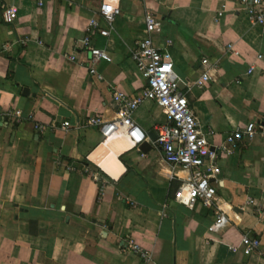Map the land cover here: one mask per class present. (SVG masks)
I'll return each mask as SVG.
<instances>
[{
  "label": "crops",
  "instance_id": "1",
  "mask_svg": "<svg viewBox=\"0 0 264 264\" xmlns=\"http://www.w3.org/2000/svg\"><path fill=\"white\" fill-rule=\"evenodd\" d=\"M103 2L122 12L109 36H94L111 61L92 65L81 40ZM11 5L19 12L10 25L3 11ZM146 12L162 21L155 43L170 49L209 142L257 126L253 141L237 142L222 158L213 180L230 218L220 233L208 231L215 214L201 202L190 209L175 200L183 172L174 173L149 138L167 120L156 102L146 100L134 113L152 144L148 151L126 133L106 140L89 122L114 118L116 90L144 87L132 55ZM203 58L211 74L206 85L198 83ZM15 110L20 120L9 114ZM87 164L106 180L100 199V183L83 171ZM245 234L262 240L261 252L244 254ZM130 241L152 252L149 264H264L261 27L239 0H0V264H142Z\"/></svg>",
  "mask_w": 264,
  "mask_h": 264
},
{
  "label": "built area",
  "instance_id": "2",
  "mask_svg": "<svg viewBox=\"0 0 264 264\" xmlns=\"http://www.w3.org/2000/svg\"><path fill=\"white\" fill-rule=\"evenodd\" d=\"M243 9L252 19L255 25H259L264 35V0H239ZM19 9L16 5L8 6L3 11L4 21L14 24L18 17ZM98 13L93 16L86 28V35L81 40V46L89 54L92 65L100 60L111 61L105 49L99 48L94 43V36L101 34L109 36L111 28L117 16L121 15V8L113 4L102 3ZM222 14V12H220ZM144 37L137 42L136 51L132 58L140 63L145 85L139 93L129 94L116 90L113 98L117 104L115 116L110 121H104L100 117H91L90 124L98 126L104 139L114 138L120 133H126L136 147L147 140L145 132L134 119V113L146 100L156 102L166 114L167 120L155 126L158 138L153 141L156 147L162 150L165 161L172 166L174 173L183 172L181 185L175 193V200L194 209L199 202L214 214L213 222L208 226L211 233H220L230 224V218L221 208L218 200V191L213 181L221 173L220 162L225 155L231 152L232 146L240 141H253L257 134V126L254 122L244 127H238L228 134L219 144L209 142L207 136L200 129L199 119L192 108L186 91L181 86L182 79L174 69L173 56L168 47H162L155 43V34L162 31V21L152 12L144 15ZM231 51H235L234 44L228 45ZM76 59V54L70 55ZM204 66L198 83L206 85L210 79L208 58H203ZM92 74H97L96 69L90 67ZM254 72L251 65L247 71ZM20 120L21 111H9ZM69 121L62 123V128L67 130ZM44 131L45 126H37ZM69 169H74L72 164ZM83 171L92 175L100 183L99 199L104 191L106 180L100 172L93 170L90 165H84ZM252 203L253 201H248ZM166 207V206H165ZM241 246L244 254L250 256L262 250V240L258 237L245 234L242 237ZM129 249L135 252L142 260V264H149L152 252L138 243L130 241ZM236 251L237 248H234Z\"/></svg>",
  "mask_w": 264,
  "mask_h": 264
},
{
  "label": "water",
  "instance_id": "3",
  "mask_svg": "<svg viewBox=\"0 0 264 264\" xmlns=\"http://www.w3.org/2000/svg\"><path fill=\"white\" fill-rule=\"evenodd\" d=\"M149 138L150 140L153 142L155 141L157 138H158V133L155 131V130H152L150 133H149ZM152 148V144L148 141H145L143 142L141 145H140V149L142 151H148Z\"/></svg>",
  "mask_w": 264,
  "mask_h": 264
},
{
  "label": "bare ground",
  "instance_id": "4",
  "mask_svg": "<svg viewBox=\"0 0 264 264\" xmlns=\"http://www.w3.org/2000/svg\"><path fill=\"white\" fill-rule=\"evenodd\" d=\"M110 143V142H109ZM120 147V146H119Z\"/></svg>",
  "mask_w": 264,
  "mask_h": 264
},
{
  "label": "trees",
  "instance_id": "5",
  "mask_svg": "<svg viewBox=\"0 0 264 264\" xmlns=\"http://www.w3.org/2000/svg\"><path fill=\"white\" fill-rule=\"evenodd\" d=\"M71 161V160H70Z\"/></svg>",
  "mask_w": 264,
  "mask_h": 264
}]
</instances>
